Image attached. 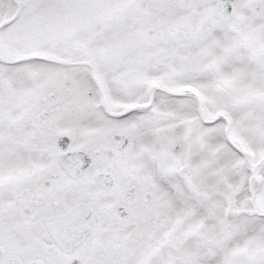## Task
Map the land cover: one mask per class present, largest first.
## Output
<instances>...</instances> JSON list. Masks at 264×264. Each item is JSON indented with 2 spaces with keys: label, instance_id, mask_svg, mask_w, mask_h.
<instances>
[{
  "label": "snow or ice",
  "instance_id": "6c2138e0",
  "mask_svg": "<svg viewBox=\"0 0 264 264\" xmlns=\"http://www.w3.org/2000/svg\"><path fill=\"white\" fill-rule=\"evenodd\" d=\"M0 264H264V0H0Z\"/></svg>",
  "mask_w": 264,
  "mask_h": 264
}]
</instances>
